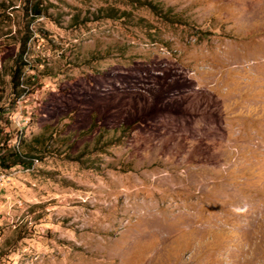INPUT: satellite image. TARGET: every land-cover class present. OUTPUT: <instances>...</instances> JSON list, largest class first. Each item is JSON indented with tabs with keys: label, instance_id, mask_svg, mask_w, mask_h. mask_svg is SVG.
Instances as JSON below:
<instances>
[{
	"label": "rangeland",
	"instance_id": "rangeland-1",
	"mask_svg": "<svg viewBox=\"0 0 264 264\" xmlns=\"http://www.w3.org/2000/svg\"><path fill=\"white\" fill-rule=\"evenodd\" d=\"M9 148L0 264H264V0H0Z\"/></svg>",
	"mask_w": 264,
	"mask_h": 264
},
{
	"label": "trees",
	"instance_id": "trees-1",
	"mask_svg": "<svg viewBox=\"0 0 264 264\" xmlns=\"http://www.w3.org/2000/svg\"><path fill=\"white\" fill-rule=\"evenodd\" d=\"M34 14L39 15L37 11H34ZM6 156H7V159H9V163L7 165H2V163H0L1 166H3V168H10L13 166H18V165L30 167L33 162L32 158H28L24 155H21L19 152H17L13 148L7 149Z\"/></svg>",
	"mask_w": 264,
	"mask_h": 264
},
{
	"label": "clouds",
	"instance_id": "clouds-1",
	"mask_svg": "<svg viewBox=\"0 0 264 264\" xmlns=\"http://www.w3.org/2000/svg\"><path fill=\"white\" fill-rule=\"evenodd\" d=\"M237 211H239V209H236Z\"/></svg>",
	"mask_w": 264,
	"mask_h": 264
}]
</instances>
